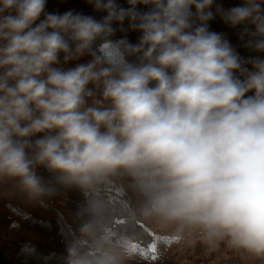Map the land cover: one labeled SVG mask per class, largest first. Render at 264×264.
<instances>
[{"label":"clouds","instance_id":"obj_1","mask_svg":"<svg viewBox=\"0 0 264 264\" xmlns=\"http://www.w3.org/2000/svg\"><path fill=\"white\" fill-rule=\"evenodd\" d=\"M89 3L107 15L45 13L36 24L46 0H0V183L14 180L28 200L42 201L57 192L37 174L43 166L55 184L81 191L83 222L66 264H129L144 226L264 264V59L242 60L209 31L213 0ZM262 3L216 9L233 27L254 26L244 35L257 52ZM125 19L142 32L138 44L108 39ZM60 53L65 63L93 59L64 70L53 67Z\"/></svg>","mask_w":264,"mask_h":264},{"label":"trees","instance_id":"obj_2","mask_svg":"<svg viewBox=\"0 0 264 264\" xmlns=\"http://www.w3.org/2000/svg\"><path fill=\"white\" fill-rule=\"evenodd\" d=\"M116 3L123 8H128V0H116ZM244 4V0H213L211 11L214 18L208 21V28L211 32L220 33L233 49L238 53L242 60L259 57L264 59V52H257L247 47L249 36L244 35V29L254 31V26L245 22L235 27L224 22L216 9L219 5L223 10H228ZM137 10L147 12L152 5L138 4ZM264 9V3L261 5ZM81 13L101 20L107 15L106 12L96 11L89 0H46L44 13L36 21L38 24L44 19L45 13L63 14L67 11ZM191 11L195 13V7ZM8 13L5 12L4 15ZM14 15L15 12H12ZM198 24L199 21H196ZM35 26V25H33ZM114 33L108 37L109 40L117 41L126 39L131 44H138L142 32L133 30L129 26V21L125 19L123 24L113 22ZM102 38H97L93 44L96 55L102 52ZM93 59L90 54H85L77 59L64 62V53L59 54L60 63L53 67H60L68 70L78 64H87ZM129 62H138L137 56H128ZM245 67L252 71L251 64ZM171 70H169L170 72ZM241 80L243 76L235 73ZM155 82L150 84L154 86ZM88 87L95 92L94 98H101V89L89 84ZM254 90L246 93L253 96ZM88 104H92V98L88 99ZM107 106V105H106ZM55 134V133H53ZM44 133H37L29 138L32 141L42 137ZM36 172L46 183H52L57 192L51 197H45L42 201H30L27 196L16 187V181L7 180L0 183V264H66L67 248L83 222L82 218L77 217L81 206L85 203V197L81 191L75 187L65 188L55 184V174L49 172L43 166H37ZM114 197L119 198L118 191L113 193ZM120 221H117L119 223ZM148 227H143V235L139 244L147 247L152 242V234ZM233 253V251H231ZM241 264H262L260 260L248 258L241 255Z\"/></svg>","mask_w":264,"mask_h":264},{"label":"rangeland","instance_id":"obj_3","mask_svg":"<svg viewBox=\"0 0 264 264\" xmlns=\"http://www.w3.org/2000/svg\"><path fill=\"white\" fill-rule=\"evenodd\" d=\"M103 46L104 43L101 50ZM148 229L152 234V242L147 247L139 244L138 256L129 261V264H241V254L223 245L209 253L198 240L186 244H178L173 240L166 242L165 238H170L169 236L151 226ZM152 245L157 246L155 258L151 251Z\"/></svg>","mask_w":264,"mask_h":264},{"label":"snow or ice","instance_id":"obj_4","mask_svg":"<svg viewBox=\"0 0 264 264\" xmlns=\"http://www.w3.org/2000/svg\"><path fill=\"white\" fill-rule=\"evenodd\" d=\"M165 240H166V242H171V241H172V238H165ZM156 247H157L156 245H152V246H151V251H152V253H153V258H155ZM133 248H134V250H135L136 246L134 245Z\"/></svg>","mask_w":264,"mask_h":264}]
</instances>
